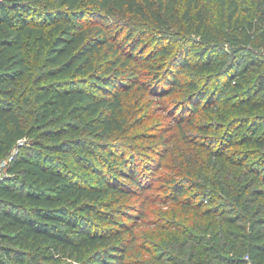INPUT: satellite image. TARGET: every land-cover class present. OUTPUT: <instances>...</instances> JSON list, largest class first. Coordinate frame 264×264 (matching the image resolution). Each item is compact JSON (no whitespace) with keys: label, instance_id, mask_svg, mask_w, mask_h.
I'll list each match as a JSON object with an SVG mask.
<instances>
[{"label":"trees","instance_id":"16d2710c","mask_svg":"<svg viewBox=\"0 0 264 264\" xmlns=\"http://www.w3.org/2000/svg\"><path fill=\"white\" fill-rule=\"evenodd\" d=\"M32 51L44 71L23 93ZM143 87L186 93L174 117L207 119L198 142L210 161L244 168L264 200V0H0V159L16 150L0 172V264H128L120 238L133 227L119 219L136 216L120 202L147 188L151 158L79 135L125 131ZM174 183L170 200L225 213L206 189ZM248 223L227 264H264V214Z\"/></svg>","mask_w":264,"mask_h":264},{"label":"rangeland","instance_id":"374dc122","mask_svg":"<svg viewBox=\"0 0 264 264\" xmlns=\"http://www.w3.org/2000/svg\"><path fill=\"white\" fill-rule=\"evenodd\" d=\"M31 67L32 74L22 83L23 93L28 83H38V78L44 71L42 62L35 63L33 51ZM149 71L150 68L146 70V78ZM185 95L184 92H178L161 98L144 87L136 92L132 90L128 96L132 107L130 123L125 131L96 132L85 127L79 135L89 139L91 143H126L130 146L125 148V154L131 150L139 155L141 161L151 158L154 168L146 177L147 188L120 202L130 205L136 216V221L125 217L119 219L133 227L120 238L126 246L123 254L128 264H205L206 260L212 264H227L223 260H228L231 252H237L243 247L244 228L241 225H248L251 216L264 214V200L255 198L251 193L256 184L250 177L244 176V168L224 165L218 160L211 162L208 149L198 142L204 133L200 126L207 119L198 114L195 122L191 123L179 122L178 117H174L182 111L177 110V106H180L178 103L184 100ZM17 104L21 105L24 116H34L32 105L23 103L20 98ZM222 132L223 130L215 133V137ZM116 142L112 147L116 154L121 153ZM220 144L216 142L213 147ZM237 147L242 149L246 146ZM15 151L5 153L0 163L8 162ZM22 152L29 154L30 150L26 148ZM56 160L67 161L58 156ZM5 169L0 165V172ZM175 180L187 184L192 195L199 187L206 189V199L214 198L210 206L224 208L222 211L225 213L213 217L205 214L204 208L180 202L187 195H183L180 201L170 200L174 194L172 191L175 189ZM220 180L226 182V188H232L230 195L219 191ZM242 187L247 189L243 196L239 189ZM202 197L201 195L197 199ZM246 209H249L248 212ZM225 217H238L239 220L233 223L225 220ZM218 242L221 245L217 248ZM213 243H216L214 250ZM0 253L2 255L1 251ZM26 260L31 264L28 258ZM40 263L58 264L54 260H43Z\"/></svg>","mask_w":264,"mask_h":264},{"label":"built area","instance_id":"2783aa9c","mask_svg":"<svg viewBox=\"0 0 264 264\" xmlns=\"http://www.w3.org/2000/svg\"><path fill=\"white\" fill-rule=\"evenodd\" d=\"M4 164H5V162L0 163V165H2V166H3Z\"/></svg>","mask_w":264,"mask_h":264}]
</instances>
